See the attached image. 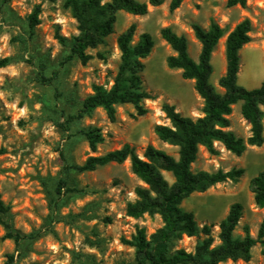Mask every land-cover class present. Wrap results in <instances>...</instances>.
Listing matches in <instances>:
<instances>
[{
    "label": "rangeland",
    "instance_id": "1",
    "mask_svg": "<svg viewBox=\"0 0 264 264\" xmlns=\"http://www.w3.org/2000/svg\"><path fill=\"white\" fill-rule=\"evenodd\" d=\"M144 2L147 0H136ZM169 0L158 7H148L144 16L116 13L113 33L95 49H87L89 59L82 63L70 57V42L78 35L76 20L65 0H0V195L9 207V220L24 239L18 246L5 238L0 226V264H134V250L123 244L131 240L136 227H143L147 237L162 226L158 215L133 219L125 215L128 203L135 200L134 188L142 185L132 174L128 160L110 163L91 172L79 173L66 168L81 165L89 156L130 146L138 156L151 145L177 158V148L160 141L153 132L155 125H169L161 111L172 105L183 117L202 116L203 101L194 90L192 80H184L181 71L169 69L166 58L174 55L160 37L169 27L186 38L188 54L197 61L200 43L190 25L203 28L210 20L225 29L214 48L209 82L217 92L223 90L218 80L225 73L224 42L228 33L244 19L251 22L250 42L239 51L237 83L245 89L259 87L264 78V1L247 0L245 7L228 8L226 0H183L170 12ZM38 7L39 24L29 27V16ZM135 24L133 43L148 33L154 42L143 60L142 86L150 98L143 105L147 113L136 116L130 104L116 107V117L109 121L100 108L91 115L68 122L77 114L82 100L92 92V85L109 88L116 74L120 52L116 39ZM56 33L66 38L61 44ZM238 102L229 116L235 136L246 140L250 126L240 114ZM264 126V121H263ZM95 127L103 142L92 152L82 131ZM264 138V132H263ZM216 155L199 149L193 172H223L242 169L236 181L218 183L203 193H193L181 203L192 212L196 224L213 225L214 245L219 243L218 224L230 206H242V215L234 236L242 238L243 227L255 237L264 218V209L254 204L249 181L264 171V142L248 146L240 156L215 143ZM164 178L173 182L170 173ZM65 181L60 194L58 181ZM54 201V202H53ZM201 235H183L173 250L193 252ZM12 257V261H10ZM223 264H264L257 244L248 262L238 260Z\"/></svg>",
    "mask_w": 264,
    "mask_h": 264
},
{
    "label": "trees",
    "instance_id": "2",
    "mask_svg": "<svg viewBox=\"0 0 264 264\" xmlns=\"http://www.w3.org/2000/svg\"><path fill=\"white\" fill-rule=\"evenodd\" d=\"M165 1L65 0V6L76 20L78 30V35L70 42V57L76 56L82 63H86L89 59L86 50L95 49L103 44L104 39L113 33L117 12L144 16L148 12V7L161 6ZM246 1L226 0V7L237 5L245 7ZM182 2L183 0H169V11L178 9ZM38 14L39 8L36 7L29 16L30 28L40 23ZM190 27L195 39L200 43L197 61L189 56L184 36L177 35L169 27L160 30V37L174 52V55L166 58L167 67L180 70L184 80H192L194 90L203 101L202 116L196 119L181 116L172 105L161 106V111L170 124L155 125L153 132L160 141L177 148V158L151 145L146 146L140 157L130 146L124 145L119 150L89 156L81 165L66 168L83 173L110 163L122 164L126 160L129 161L132 174L142 185L134 188L135 200L126 205L125 215L133 219L141 218L143 215H158L162 221V226L149 237L143 227H136L131 240L122 239L123 244L134 250V264H223L226 261L238 260L248 262L251 259V249L257 244L264 255V218L255 237L250 235L247 227H243L242 238L234 236L242 215L240 204H232L225 218L219 222L217 245H214L211 231L213 225L199 227L193 213L181 208V203L193 193H203L227 180L236 181L243 173L242 169L227 172L217 170L212 173L193 172L191 165L196 161L200 148H204L210 155H216L218 150L215 143H218L226 151L240 156L248 146L260 147L264 142V78L259 87L254 89H245L237 83L239 51L251 40L249 36L251 22L248 19L242 20L226 36L225 73L218 80L222 93L216 91L209 78L213 71L212 53L224 36L225 29L213 20H210L206 29L196 23H192ZM134 32L135 24H131L116 39L120 59L112 85L109 88L92 85V92L82 100L77 114L68 117V122L89 116L98 108L102 109L107 119L113 122L116 107L124 104H130L136 116L147 113L143 102L149 99L150 95L143 89L141 74L144 70L143 60L149 56L154 42L148 33H143L138 41L133 43ZM56 38L61 44L67 41L58 33ZM7 62V59L1 60L0 67H4ZM238 102L241 103L240 114L250 126V136L246 140L235 136L228 129L232 107ZM82 135L92 152L103 142L100 130L95 127L83 130ZM1 153L0 149V155ZM163 172L171 174L172 183L164 178ZM64 184V180L58 181L56 188L58 195ZM249 190L254 204L264 209V171L250 179ZM0 226L5 231V238L12 240L15 246L32 237L21 235L13 228L9 220V207L2 201L1 195ZM183 235L202 236L193 252L173 250L175 242Z\"/></svg>",
    "mask_w": 264,
    "mask_h": 264
}]
</instances>
